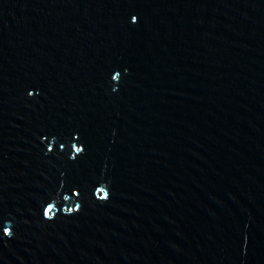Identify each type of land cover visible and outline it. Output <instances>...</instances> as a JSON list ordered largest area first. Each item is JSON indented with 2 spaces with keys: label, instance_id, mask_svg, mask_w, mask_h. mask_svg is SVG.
<instances>
[{
  "label": "water",
  "instance_id": "95a60500",
  "mask_svg": "<svg viewBox=\"0 0 264 264\" xmlns=\"http://www.w3.org/2000/svg\"><path fill=\"white\" fill-rule=\"evenodd\" d=\"M0 264H264V0H0Z\"/></svg>",
  "mask_w": 264,
  "mask_h": 264
}]
</instances>
